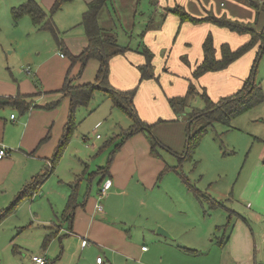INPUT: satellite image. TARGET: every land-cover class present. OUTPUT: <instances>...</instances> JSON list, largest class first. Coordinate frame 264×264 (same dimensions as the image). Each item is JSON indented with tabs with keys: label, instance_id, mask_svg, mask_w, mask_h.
<instances>
[{
	"label": "rangeland",
	"instance_id": "rangeland-1",
	"mask_svg": "<svg viewBox=\"0 0 264 264\" xmlns=\"http://www.w3.org/2000/svg\"><path fill=\"white\" fill-rule=\"evenodd\" d=\"M36 1L52 16L58 41L63 42L72 51L73 46L78 45L79 38L85 37L80 22L86 2L90 0H72L54 13L50 10L55 0ZM128 1L115 0L114 3L116 7H121V4ZM196 1L208 11L207 14L225 15L231 20L249 23L258 29L264 26V13L255 21V13L252 16L255 11L247 5L243 7L242 13L239 8L231 7L230 0ZM23 2L24 0H0V82L12 83L16 88L27 81L33 89L44 91L45 87L53 86L51 76L65 72L71 60L50 31L39 30L27 16L16 22L13 20L11 9ZM134 2L135 0L133 4ZM176 5L182 6L194 17H200L202 14L200 9L194 8L199 6L191 0H143L141 8L145 16L149 13L151 20L146 23L148 29L146 30L141 22L130 29L121 23L125 31L141 33L146 30L148 33L144 41H140L142 38H133L130 47L133 48V44L134 49L139 45H146L151 51L152 68L156 78L146 79L147 94L152 96L155 89L156 99L160 97L157 89L166 94H184L185 82L195 86L191 75L187 79L185 72L192 70L196 62V50L189 39L194 36L191 28L198 23H183L176 14H169V8ZM152 7H157L154 12L151 11ZM247 12H251L252 17L248 16ZM160 29L162 34H158ZM210 34L214 42V35ZM243 38L246 39V36ZM118 41L127 45L128 39L120 33ZM240 44L235 47L229 45L236 48ZM254 53L255 50L249 51L237 63L248 70ZM125 54L130 62L141 61L142 64L145 61L144 56L138 52ZM93 61L97 65L96 60ZM70 68L74 73L75 64ZM87 69H90V66ZM110 72L109 63L108 75ZM90 74L89 71L85 76L89 77ZM93 74L95 76L94 71ZM256 81L261 84L264 94V54L257 64ZM206 83L217 92L223 89L218 90V84L210 78L205 79L201 85L205 86ZM135 86L137 92L138 86ZM201 90L197 89L198 92ZM177 95L179 94L173 96ZM133 102L139 115L134 99ZM140 102H145L144 95L140 97ZM188 102L190 107L204 106L198 94L192 95ZM7 107L18 121L21 117L19 111L10 105ZM144 110L147 114L148 109ZM140 112L144 114L141 110ZM182 119L183 117L180 121ZM73 120L74 126L63 149L62 159L54 164V170L49 172L36 192L38 195L32 199L29 196L22 197L12 204L19 191L16 192L17 195L8 198L2 197L0 193V211L8 209L0 220V264H34L31 260L33 255L44 256L48 264H93L95 253L92 254L88 247L81 249L78 244L75 247H67L64 241L62 246L59 240L54 242V238L46 244L44 239L56 228L54 223L68 226V221L62 219V209L66 201L59 199L58 194L64 189L68 191L70 180L83 176L85 167L89 171H95L98 165H105L108 154L115 145L114 141L120 140L118 135L130 126L131 121L123 111L113 107L111 100L100 90L94 92L87 106L76 108ZM144 133L141 136L147 143L152 157L174 168L160 177L158 173L153 185L155 187L141 192L137 203L128 202L124 205V201L119 200L112 204V212L129 220V223L123 225L119 217L114 218V221L119 223L118 227H122L126 240L133 245L129 253L115 256L106 250H97L103 257L104 264H231L227 245H218L215 240L223 232L218 227L228 221L226 232L231 231L239 217L237 211L232 213L222 206L210 207L208 203L195 197L193 191L187 188L182 176L186 175L202 193L215 199L218 197L217 200L228 209L232 210L235 206L239 209L238 212H241L238 214L244 218L249 217V212L242 207L243 202L228 201V196L236 189L234 187L243 179L247 169L260 159L261 155L263 157L260 160H264V101L232 117L228 124L214 122L200 136L191 157L183 160L180 167H175L178 165V157L160 147L159 143L151 152L149 134ZM151 136L161 142L168 139L176 148L181 143L179 134L169 125L154 127ZM122 148H127L126 144H123ZM136 178L134 176V179ZM85 181L88 184V177L81 182ZM9 182H12V178L8 180V184ZM94 183L93 179L92 190L98 188ZM103 198L104 196L100 202H103ZM247 222L250 223L251 220ZM159 228L168 235L159 233ZM140 247L143 253H140Z\"/></svg>",
	"mask_w": 264,
	"mask_h": 264
},
{
	"label": "crops",
	"instance_id": "crops-1",
	"mask_svg": "<svg viewBox=\"0 0 264 264\" xmlns=\"http://www.w3.org/2000/svg\"><path fill=\"white\" fill-rule=\"evenodd\" d=\"M133 1L134 0H129L126 4H121V7L115 6V0L108 2V5H111L116 12L117 17L114 18L115 20L112 18L108 6L103 7L98 14L99 26L104 29L115 30L117 38L118 34L121 33L128 39L127 45L129 46H132L130 43L133 38H142L141 41L146 39L148 35L146 32L148 25H146V23L151 21L149 13L145 16L141 8L143 0H135L134 4ZM191 1L199 6L194 8L201 10H199L202 13L200 17L205 16L208 11L204 9V7H200L201 3L196 0ZM230 4L231 7L239 8L240 11L244 10L243 7H247L244 3L238 2L237 0H230ZM152 8L151 11L154 12L157 7ZM117 9H120L119 12ZM251 12H247L248 16H251L252 13V16L254 15V12ZM242 13L244 12L242 11ZM169 14L171 13L169 12ZM140 22L143 23V27H146L141 37H139L140 32L134 33L130 30L125 31L121 25V23H123L130 29V27L134 28L136 23L138 24ZM162 29L159 30L158 34H162ZM191 30L194 36L189 40L194 44L196 50L195 55H197L193 69L195 65L202 60L201 45L208 33L214 35V46L216 47L217 57L219 56L218 45L221 42H227L235 47L248 39V35L246 34H237L208 22H201L198 23V25H193ZM79 34L81 36V33ZM244 35L246 39L243 38ZM136 43L137 41L135 44ZM86 44V36L80 37L78 45L75 44L72 51L68 47L67 48L71 54L76 55ZM132 49H134V44ZM134 52L136 51L129 50L126 53L132 54ZM241 58H243V56ZM241 58L232 62L224 70L206 72L197 79H193L196 88L199 90L205 88L206 92H208V95L213 100L233 93L241 86L250 69L249 67L247 70L240 63H237ZM93 60H96L97 65ZM140 62L141 61L133 63L128 61L126 59V54L114 56L110 60L111 72L108 75L109 82L118 89H128L135 85L138 86V90L135 92L136 95H134V101L139 109V116L145 121L154 122L158 118H165L166 120L174 119L176 115L170 109L167 97L176 94L182 95L183 93L166 94L157 89L160 93V97L156 99L154 89L152 96H149L147 94L148 80L139 81V72L135 64H140ZM88 66H90V69H87ZM98 66L99 63L97 59L92 58L88 60L80 76L77 77L80 71V64H75L73 73L71 72L73 70L70 68V63L65 72H60L58 76H54V74L51 76V83L53 86L50 87L49 85L45 87L46 90L44 91L46 93L43 92L31 97L32 104L34 105H42L53 100H59L54 108L46 109L33 106L26 114L20 115V121H16V116L11 110L7 109L9 107L5 106L0 108V148L4 147L8 152V155L0 158V193L2 197L8 198L17 195L16 192H20L19 189L21 187H24L25 184L32 181L37 175L42 174L45 168L49 167V164L52 165L51 170H54V164L59 161L60 158L62 159L63 156L62 153L61 157L56 162L52 160L56 145L64 133L68 122L69 100L68 97L63 96L61 93L48 92L58 90L62 87L68 71H70L71 76L76 77L74 79V84L92 82L96 77ZM193 69L185 72L187 79L190 77ZM75 71L77 72L75 73ZM89 71L91 73L89 77L91 78L85 76ZM207 78L212 79V81L218 84V90L220 88L223 89L217 92L213 90V87L208 85V83L202 86L201 84H203L204 80ZM89 79L93 80L89 81ZM187 86V82H185L183 85L184 92H186ZM34 90L33 87L29 86L27 81H24L22 86L19 85V87L16 88L12 83L0 82V95L14 96L20 93L32 94L37 91ZM142 95L145 96L144 103L140 102V97ZM12 108L16 109L14 107ZM146 108L148 109L147 114H145L144 110ZM140 110L144 112V114H142ZM11 115H14V118H11ZM180 119L181 117H179V120L163 122L155 126L169 125V127H173L177 131L181 139L180 146L177 148L173 146L170 140H162L160 137L165 145L177 152L182 151L185 141L186 121L184 118L181 121ZM142 133L143 132H137L129 136L122 145L113 152L109 161L110 153L113 151L112 149L108 154L105 165H98L95 171H89L85 167L83 176H76L75 179L73 178L74 180H70L71 184L80 179L77 189L78 205L74 209L71 219L68 221V226L55 225L54 223V227H56L54 229H58L57 235L54 237V242L59 240V243H62V246H64V241L67 247H75L77 244L80 245L81 249L88 247L92 250V254L95 253L93 264H104V259L98 254L97 250H106L112 256L129 253L132 250L133 244L126 240L122 227H118L119 223L114 221V218L120 215L112 212V204L117 203L119 200L124 201V205L128 202L137 203V199L141 196V192L155 187L153 185L156 175L159 173L160 177L165 165H168L160 159H154L152 157L147 143L141 136ZM123 144H126L127 148H122ZM92 147L94 148L95 146L92 145ZM160 147L162 146L160 145ZM164 149L167 150L166 148ZM262 157L263 155H261V158ZM260 159L247 169L243 179L234 187L236 189L228 196V198L230 197L228 201L243 202L242 207L249 212V217L244 218L241 214H238L241 213L238 212V208L234 206L232 209V213H236L237 211L236 214L239 217H237V220L234 222L228 239L225 242L231 264H258L259 262L264 264V160L262 161ZM107 164L108 168L104 173L98 171L99 168L105 167ZM88 174L89 176H87ZM134 176L137 178L134 179ZM86 177H88L89 180L88 184L86 181V183L81 182L82 179ZM10 178H12V182L8 184ZM93 179L95 181L94 185L98 186L96 190H92ZM107 179L111 181V185L103 198V202H100L102 197H99L98 191L102 182ZM70 192L71 188L69 186L68 191L64 189V191L58 194V198L67 201ZM37 195L38 194H34V196L30 198L32 199ZM217 198L218 197H216V199ZM98 204L102 206V210L100 211L97 209ZM233 204L234 203H232V205ZM118 219H121L120 222L123 225L129 223V220L126 218L119 217ZM249 220H251L252 223H248L247 221ZM84 239L88 241V245L83 247L82 241ZM140 248V253H143L142 247ZM98 256L102 257V263L96 261V257Z\"/></svg>",
	"mask_w": 264,
	"mask_h": 264
},
{
	"label": "trees",
	"instance_id": "trees-1",
	"mask_svg": "<svg viewBox=\"0 0 264 264\" xmlns=\"http://www.w3.org/2000/svg\"><path fill=\"white\" fill-rule=\"evenodd\" d=\"M70 1L72 0H55L50 10L51 13L61 9L63 4ZM111 1L112 0H90L86 3V9L81 15L80 24L84 28L87 44L76 55L71 54L66 45L63 42L61 43L58 41V38L56 37L57 29L52 16L48 15V13L36 0H24L22 4L11 9V15L15 22L20 18L27 16L32 24L36 26V28L39 30H48L56 37L57 44H59L60 48L65 50L70 57L71 66L74 64H80V71L77 77L80 76L83 68L86 66V63L90 58L97 59L99 63L96 77L92 82L74 84V79L76 77L71 76L70 71H68L62 87L58 90L48 92L61 93L63 96L68 97L69 100L68 122L66 124L64 133L62 134L54 151L52 159L53 162H56L61 157L63 149L70 139L71 131L74 126L73 119L76 108L79 106H87L92 100L96 90H100L106 94L111 100L113 107L123 111L131 121L130 126L126 129H123L121 134H116L118 137L120 136V140L114 143L115 145L113 146V151L110 153L109 161L113 155V152L117 150L129 136L137 132H148V137L151 141V151L153 152L155 146L157 143H159L162 147L166 148L178 157V165L175 167H180L183 160L191 157V153L196 148L200 136L204 134L208 127L212 126L214 122L228 124L232 117L239 115L252 106L264 101V94L262 92L261 84L256 81L257 64L262 54H264V26L261 29H258L249 23H243L236 20L234 21L225 15H210L207 14L208 12L203 17H194L189 14L182 6L176 5L175 7H171L169 12L176 14L181 22H208L215 26L226 28L229 31L235 32L237 34L248 35V39L236 48H232L227 42L221 43L218 50L219 56L217 57L212 35L208 33L201 45L202 60L195 65L193 71L191 72L192 79H197L206 72L224 70L232 62L238 60L250 50H255L254 57L251 62L248 75L243 80L241 86L233 93L213 100L204 89H202L201 92H198L195 86L189 83L186 92L183 95L167 97L168 105L172 112L176 115L174 119L166 120L158 118L154 122L143 120L138 115L133 102L136 86L128 89H118L112 86L108 79L109 63L114 56L123 55L129 50H135L136 52L142 54L145 59L144 63L137 65L139 81H142L156 78L152 68V54L146 45H139L137 48L132 49L129 45L120 44L115 30L104 29L99 26L98 14L103 7L108 6L113 19L117 17L114 8L111 7V5H108V2ZM237 1L244 3L255 11V21L258 19L261 13H264V2L260 3L257 0ZM143 32L140 33L139 37L143 35ZM43 92L46 93L45 91L37 90L32 94L20 93L14 96L0 95V108L10 105L16 108L20 115L26 114L33 106L46 109L54 108L59 100H53L42 105L32 104L31 97ZM194 94L201 96L204 104L202 108L189 106L188 101ZM179 117H183L186 121L185 141L181 152L172 150L163 142L158 141L155 137V139H153L151 136L153 128L157 124L168 121H176L179 120ZM51 167H46L42 174L37 175L32 181L25 184L12 204H15L22 197L34 196V194H36L40 188L42 182L51 171ZM107 168L108 164L105 167L99 168L98 171H102V173H104ZM173 168L174 167L165 165L160 175ZM182 177L187 188L193 191L195 197H197L199 200L208 203L212 208L222 206L227 211L232 212V210L228 209L225 205H222V203L217 199H214L210 195H206V193H202L199 189H197L186 175L183 174ZM79 181L80 179L70 184L71 192L62 212V219L65 221H69L71 219L74 209L78 205L77 189ZM7 211L8 209L0 211V220ZM228 222L218 227L220 230H223L221 235L216 237L215 241L218 245L222 246L228 239L230 233V230L226 232L229 224ZM57 232L58 229H54L48 233L45 236L44 243L47 244L50 240H52L57 235ZM46 264H48V262Z\"/></svg>",
	"mask_w": 264,
	"mask_h": 264
},
{
	"label": "built area",
	"instance_id": "built-area-1",
	"mask_svg": "<svg viewBox=\"0 0 264 264\" xmlns=\"http://www.w3.org/2000/svg\"><path fill=\"white\" fill-rule=\"evenodd\" d=\"M11 118H14V115H11ZM6 155H8L7 150L4 147H1L0 148V158L4 157ZM49 167H51V164H49ZM110 185H111L110 180H108V179L104 180V182L102 183V185L100 186L99 191H98L99 197L106 195L107 190L110 187ZM97 209L99 211L102 210L101 204L97 205ZM86 245H88V241L86 239H84L82 241V246L84 247ZM31 260L33 261L34 264H46L47 263V259L44 256H39V255L31 256ZM96 261L98 263H102V257L101 256L96 257Z\"/></svg>",
	"mask_w": 264,
	"mask_h": 264
},
{
	"label": "water",
	"instance_id": "water-1",
	"mask_svg": "<svg viewBox=\"0 0 264 264\" xmlns=\"http://www.w3.org/2000/svg\"><path fill=\"white\" fill-rule=\"evenodd\" d=\"M158 232L162 233V234H165V235H168V233L166 231H164L163 229H161V228L158 229ZM258 264H263V263L259 262Z\"/></svg>",
	"mask_w": 264,
	"mask_h": 264
}]
</instances>
